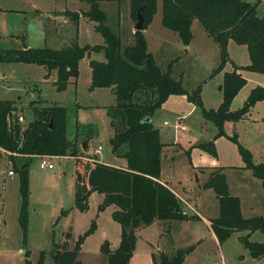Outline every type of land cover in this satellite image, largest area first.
<instances>
[{
	"label": "rangeland",
	"instance_id": "rangeland-1",
	"mask_svg": "<svg viewBox=\"0 0 264 264\" xmlns=\"http://www.w3.org/2000/svg\"><path fill=\"white\" fill-rule=\"evenodd\" d=\"M246 1L258 3V14L264 17V0ZM158 5V13L146 31L149 50L163 69L173 58L181 56L174 63L173 76L179 79L182 74L189 92L202 84L203 107L217 108L223 98L220 85L225 71L233 70V63L228 62L212 75L221 63V51L214 38L195 20L192 25L194 37L186 46L176 32L163 26V0H159ZM100 6L106 12V23L121 33L124 45L132 44L134 39L130 31L136 22L131 17L130 0H102ZM89 8L84 0H0V52L24 45L61 49L76 41L80 45L102 44L104 38L96 30L95 21L81 16L77 22L68 13ZM228 53L231 60L239 64L250 62L247 45L233 39L229 42ZM103 57V52H93L91 56L97 60H104ZM89 60L84 57L80 61L78 83L70 82L63 90H58L54 84L58 77L56 70L47 78L49 71L42 65L0 62V98L14 102L19 114L25 118L23 125L34 118L30 106L33 100L42 106L54 103L66 106L69 139L78 136V143H81L86 136L93 137L90 142L92 155L102 146L98 154L100 159L118 160L110 142L115 129L108 114V108L117 102L116 95L110 88L89 89ZM242 72L248 83L241 93L258 84L264 86L263 73L246 69ZM238 99L233 108L236 104L237 108L243 105L244 101ZM203 107L191 103L186 95H171L152 116L155 127L160 129L161 140L166 143L161 177L180 194L178 197L183 201L185 213L197 217L173 221L163 228L156 222L139 229L130 264H155L154 256L158 259L162 251L173 254L177 249L189 247L193 249L184 264H256L257 260L240 239L247 230L236 231L223 242L214 236L209 223L220 214L219 198L214 188L202 185L212 172L223 167L230 192L240 196L246 213L260 215L258 212H263L262 180L246 167L238 144L230 137L238 136L239 142L250 150L255 163L264 162V102L252 109L250 119L227 121L224 125L226 135H218L219 128L206 118ZM210 141L215 142L218 156L200 146ZM19 160V164L24 161ZM29 160V221L25 236L20 223V174L17 171L9 174L14 170L13 164L8 154L0 149V264H24L27 251L33 264H37L42 252L45 253V264H55L51 255L55 243L69 241L68 246L72 248L93 220L97 221V228L85 239L78 259L82 264H106L101 246L106 240L112 247L119 245L121 225L112 216L113 207L98 211L103 201V195L99 193L90 196L87 211L76 208L77 170L79 161L85 159L52 157L48 160L54 163L53 169L41 168L38 156ZM251 206H255L254 213H249ZM68 232L72 234L70 239L66 237ZM250 239L262 242L264 232L255 231ZM259 264H264V257Z\"/></svg>",
	"mask_w": 264,
	"mask_h": 264
},
{
	"label": "trees",
	"instance_id": "trees-1",
	"mask_svg": "<svg viewBox=\"0 0 264 264\" xmlns=\"http://www.w3.org/2000/svg\"><path fill=\"white\" fill-rule=\"evenodd\" d=\"M90 8L87 11H68L78 22L81 16L95 21L96 30L103 38L102 44L80 45L77 41L67 48H35L24 45L19 48L5 49L0 52V62H24L39 64L49 71H57L54 82L58 90L65 89L70 82L76 84L79 77L80 61L93 52H103L104 60L91 59L92 80L90 90L111 88L116 94V104L108 108L111 125L115 129L110 139L114 154L126 159L127 165L120 167L99 161L97 155H88L83 142L78 143V136L69 139L67 133L68 108L54 103L42 106L38 101L31 102L34 118L26 125L18 121L19 109L11 100L0 98V149L8 154L14 172L20 174V192L22 209L20 223L25 236L29 221L30 196V160L35 156L54 157L73 156L77 159L87 157L77 170L75 203L76 208L85 212L89 208L93 193L103 195L98 211L113 207L112 216L121 225L119 245L112 247L106 240L101 251L107 258L106 264H130L136 250L141 228L158 223L171 224L195 218L183 209V201L173 189L160 180L162 158L165 143L162 142L160 129L155 127L152 116L171 95H186L188 100L203 107L202 84L189 92L183 78L173 76L172 59L163 69L155 54L148 48L145 31L158 12L159 0H130L131 17L136 22L137 12L144 8L145 29L135 31L134 42L124 45L120 32L107 22L106 12L101 8L102 0H84ZM120 1V0H114ZM258 3L246 0H163L162 24L176 32L188 46L194 33L192 25L198 20L214 38L221 51V63L216 71L222 70L228 62L233 63V70L225 71L220 89L223 99L217 108L206 109L204 115L219 128L218 135H226L224 125L227 121H239L245 118L251 109L264 100V86L254 87L244 104L232 110L231 106L241 89L247 84L242 69L264 74V17L259 16ZM248 47L250 62L247 65L234 63L228 53L230 40ZM27 46V47H25ZM14 113L16 121L10 124L8 115ZM149 119V120H148ZM235 141L243 156L246 167L251 168L256 177L262 180L264 188V162L255 163L250 150L238 140ZM205 150L218 156L214 141L200 145ZM19 159H24L22 163ZM214 188L219 203L220 214L211 221V226L220 242L228 239L234 232L247 230L240 239L253 258L264 257V241H252L250 235L255 231L264 232V211L262 215L245 217L241 200L231 194L230 186L223 167L212 172L202 185ZM97 221L78 237L74 246L69 241L55 243L51 253L55 264H82L78 259L85 239L95 232ZM70 239L71 232L66 234ZM193 249H177L173 254L162 251L159 258L154 256L155 264H183L188 253ZM33 264L30 252L25 253V263ZM37 264H45L42 252Z\"/></svg>",
	"mask_w": 264,
	"mask_h": 264
},
{
	"label": "crops",
	"instance_id": "crops-1",
	"mask_svg": "<svg viewBox=\"0 0 264 264\" xmlns=\"http://www.w3.org/2000/svg\"><path fill=\"white\" fill-rule=\"evenodd\" d=\"M158 9H159V5H158ZM104 10V9H103ZM158 13V12H157ZM64 20H66V19H64ZM154 20V19H153ZM153 22V21H152ZM194 23V22H193ZM152 24V23H151ZM150 24V25H151ZM148 29V28H147ZM147 29L146 30H144L145 31V34H146V31H147ZM135 26H133L132 27V29H131V31H130V34L132 35V40L134 39V33H135ZM121 34V33H120ZM122 36V35H121ZM174 36V35H173ZM146 38H147V40H148V48H149V39H148V37H147V34H146ZM122 39H123V37H122ZM29 46V45H28ZM31 47V46H30ZM188 48V47H187ZM104 54V53H103ZM92 56V55H91ZM91 56H86V57H89L90 58V60L88 61V63H89V66H90V61H91V59H94V58H91ZM178 57H180L181 58V56H178ZM104 59H105V57H103ZM174 59V58H173ZM234 63H236V64H238V65H247V64H239V63H237V62H235L234 60H232ZM234 68V67H233ZM90 71H91V76H90V85H91V80H92V70H91V67H90ZM240 72L243 74V72H242V70H240ZM47 74L48 73H46V77L47 78H49L50 77V75H49V77L47 76ZM51 74V73H50ZM244 75V74H243ZM245 76V75H244ZM182 77V74L180 75V78ZM246 77V76H245ZM247 78V77H246ZM248 80V79H247ZM71 83H73V80H72V82ZM77 83H78V80H77ZM76 83V84H77ZM248 83V82H247ZM222 84V83H221ZM247 85V84H246ZM258 85H260V84H258ZM221 86V85H220ZM257 86V85H256ZM256 86H254V87H256ZM263 86V85H262ZM253 87V88H254ZM244 88H245V86L241 89V91L239 92V94L236 96V98L234 99V101H233V103H232V106H231V108H232V110H236V109H238L237 108V104H236V107L235 108H233V104H234V102L237 100V98H239L238 100H240L241 102L242 101H244L245 102V100L247 99V97H248V95L250 94V92H251V90L253 89H251V90H249V91H247L246 93L244 92V93H241L243 90H244ZM89 89H90V86H89ZM111 89V88H110ZM97 90V89H96ZM96 90H94V91H96ZM111 91L113 92V90L111 89ZM114 93V92H113ZM115 94V93H114ZM241 94H242V97H239V96H241ZM116 95V94H115ZM223 99V98H222ZM117 101V100H116ZM262 102H264V100L263 101H259L255 106H257L258 104H261ZM221 103V102H220ZM244 104V103H243ZM113 105V104H112ZM115 105V104H114ZM220 105V104H219ZM218 105V106H219ZM79 106L81 107L82 105H80L79 104ZM254 106V107H255ZM106 107H108V106H106ZM253 107V108H254ZM252 108V109H253ZM252 109H251V111H252ZM251 111L248 113V115L245 117V118H243V119H241V120H244V119H250V114H251ZM241 120H239V121H241ZM238 122V121H237ZM92 138L93 137H90V136H86V140H84V141H87L88 142V155H92V153H90V142H91V140H92ZM84 141H82V142H84ZM163 142V141H162ZM163 143H165V142H163ZM165 146H166V143H165ZM102 147V146H101ZM99 149V148H98ZM98 149H96L95 150V153L94 154H96L97 155V159L99 160V161H102V162H105V163H107V164H110V165H116V166H122V167H125L126 165H127V161H126V159H124V158H122V157H119L118 155H116L117 156V158H119L118 160H115V159H113L112 161H106L105 159H100L99 157H98V154H99V152H98ZM100 150H102V148L100 149ZM164 150H165V147H164ZM3 152H6L5 150H3ZM163 153H164V151H163ZM39 157V156H38ZM87 157H82L81 159H86ZM162 163H163V158H162ZM226 175H227V173H225ZM13 175V174H12ZM160 180H161V182H163V183H167L168 185H169V182L167 181V180H165V179H163L162 177H160ZM170 186V185H169ZM171 187V186H170ZM172 188V187H171ZM173 189V188H172ZM173 191H174V189H173ZM177 195H180V194H178L176 191H174ZM236 196H238V197H240L239 195H236ZM263 206L261 207V208H263V211H264V198H263ZM241 207H242V212H243V214H244V216L245 217H252V216H257V214L256 213H254L255 211H256V209H255V206H251V209H248V210H250V212L249 213H254V214H247L246 213V210L244 209V206H242V203H241ZM107 209V208H106ZM259 211H262L261 209H259ZM258 213H260V215H262L263 214V212H258ZM208 222H210L209 220H208ZM209 224H211V222L209 223ZM254 233V232H253ZM252 233V234H253ZM213 234H214V236L215 237H217L216 236V234L214 233V231H213ZM252 234L250 235V237L252 236ZM217 240H218V238H217ZM219 241V240H218ZM220 243V242H219ZM187 258H188V256L186 257V259H185V261L183 262V264L186 262V260H187ZM263 258V257H262ZM262 258H260V259H256V258H254V259H256L257 261H255L256 262V264H259L260 262H261V259Z\"/></svg>",
	"mask_w": 264,
	"mask_h": 264
},
{
	"label": "built area",
	"instance_id": "built-area-1",
	"mask_svg": "<svg viewBox=\"0 0 264 264\" xmlns=\"http://www.w3.org/2000/svg\"><path fill=\"white\" fill-rule=\"evenodd\" d=\"M8 120L10 122V124H12V122L16 121V116L15 114L12 112L8 115ZM25 120L24 116L19 114L18 115V121L20 123H22ZM165 124H168V122L166 121ZM179 128V124H176V129ZM102 147L100 146L98 149V152L100 151ZM41 158V162H40V167L45 169V168H49V169H53L55 167L54 163L50 160H48L49 158H52L54 156H49V155H43V156H39ZM9 174H14L13 170L9 171Z\"/></svg>",
	"mask_w": 264,
	"mask_h": 264
},
{
	"label": "water",
	"instance_id": "water-1",
	"mask_svg": "<svg viewBox=\"0 0 264 264\" xmlns=\"http://www.w3.org/2000/svg\"><path fill=\"white\" fill-rule=\"evenodd\" d=\"M143 10H144V8H140L137 12V21L135 23V30L136 31H143L145 29V17L143 14ZM25 47H27V46H25ZM83 145H84V150H87L88 142L84 141Z\"/></svg>",
	"mask_w": 264,
	"mask_h": 264
}]
</instances>
